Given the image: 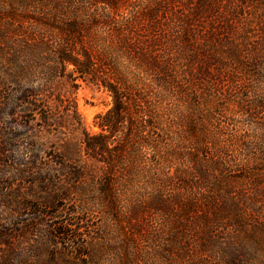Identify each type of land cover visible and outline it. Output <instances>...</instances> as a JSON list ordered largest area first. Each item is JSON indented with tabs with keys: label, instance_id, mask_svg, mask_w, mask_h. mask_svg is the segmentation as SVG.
Instances as JSON below:
<instances>
[{
	"label": "trees",
	"instance_id": "16d2710c",
	"mask_svg": "<svg viewBox=\"0 0 264 264\" xmlns=\"http://www.w3.org/2000/svg\"><path fill=\"white\" fill-rule=\"evenodd\" d=\"M144 1L140 6L136 0H9L18 13L8 9L0 14V264H97L107 249H100V235L83 238L88 211L113 221V234L127 232L125 248L117 252L126 264L159 259L168 264L263 262L250 257L251 240L264 241L258 228L236 231L248 222H264L259 169L239 179L221 170L230 157H242L246 150L264 155V119L259 117L264 95L250 84L264 80V44L256 43L250 21L241 16L225 17L226 28L207 32L218 0H189L187 6L188 0ZM57 79L73 90L79 81L89 82L111 97V107L94 118L97 133L83 127L70 95L55 93ZM52 100L59 117L48 104ZM20 112L47 130L61 133L70 126L78 131L82 150L77 153L82 151L102 172L94 186L97 195L90 198L92 183L80 159H68L77 154L68 149L58 163L68 177L65 188L39 181L48 196L37 200L39 209L32 206L24 197L31 194L28 187L18 181L38 167L36 157L15 164L3 156L12 139L6 136L8 125L17 123ZM210 144L220 159L202 161ZM110 157L119 162L129 157L131 163L155 157V172L145 182L153 197L131 203L124 218L117 212L120 199ZM177 157L191 167L172 172ZM59 201L74 204L80 213L73 211L76 217L69 218L59 211ZM26 211H32L30 221L22 219ZM8 217L14 223H5ZM55 221L60 226L49 230L46 223ZM153 222L160 228L149 235L147 224ZM102 224L96 234L105 233ZM32 236L40 239L35 242L40 249L61 238L76 253L26 252L22 245L35 249ZM225 238L237 246L224 245Z\"/></svg>",
	"mask_w": 264,
	"mask_h": 264
},
{
	"label": "rangeland",
	"instance_id": "374dc122",
	"mask_svg": "<svg viewBox=\"0 0 264 264\" xmlns=\"http://www.w3.org/2000/svg\"><path fill=\"white\" fill-rule=\"evenodd\" d=\"M122 1L132 2L133 0ZM136 1L140 6L142 1L145 3L144 0ZM188 2L189 0L187 3ZM190 2L188 4L186 3V6L191 5ZM215 6L218 7V9L210 15L211 17L209 21H207L205 24V30L207 32H215L214 29L216 30L221 26L226 28L225 17L241 16V18L245 17L250 21L253 27L251 29L254 30L253 35L257 41L256 43L264 44V35L261 33L264 31V0H218L215 1ZM8 9H13L14 14L18 13L16 12V5L12 6L9 0H0V14L5 13ZM4 18L6 21L3 23H7L9 19H7V17ZM248 20H241V23H246ZM223 38V36L220 37V39ZM260 68H264V66H260ZM57 80L60 83L56 87L55 93L61 95H70L75 102L77 113L83 127L89 133H97L99 130L94 126V118L98 114L105 113L111 107L112 101L108 93L102 88H99L89 82L79 81L78 87L73 90L70 83L60 79ZM250 84H253L256 89H259L257 93L264 95V80H254V83L251 82ZM48 104L51 107L53 115L55 117H59L61 113L58 109L56 101L52 100V102H49ZM259 117L262 120L264 119L263 114H260ZM16 122L17 123L15 124L8 125V128L11 127V130L7 131L8 135L6 136L12 139L10 141L7 140L8 144L5 147L6 151L3 156L10 157L15 162V164L18 162L27 163L30 157H36L38 167L35 168V170L27 171L24 182H18L20 183V186L28 187L26 191L31 194L24 195V197H26L27 200L29 199V201L32 203V206L37 210L40 206L37 200L45 199L48 196L44 191V188L39 186V181L45 180L49 184L58 183L59 188H65L68 177H66V173L60 168L58 163L61 161L63 154L67 153L66 151H68V149H70V152L74 151L75 153H77V148L82 150L81 147L77 145L80 135L78 131H74L70 126L62 129L61 133H57L55 130H47L46 128L42 127V124L39 126V121L37 119L32 120L30 114L25 112L18 113ZM122 132H124V130H122ZM248 132L249 136H253L254 131L252 132L250 130ZM252 138L253 137H250L251 140ZM68 156L69 160L71 159L73 161H77L80 159L82 165L84 166V172L87 175V179L89 183H92L90 189L92 191H90L89 195L92 199L94 195H97L94 194V186H98L100 177L102 176L99 165L96 164L95 161L88 159L82 151H80L79 154H74L73 157L70 155ZM202 156L203 157H199V159L202 161H216L217 158L220 159V157H215L216 153L214 152L213 146L211 144L208 145L207 149L203 151ZM154 158L155 157H143L141 160L136 162L132 161L131 163V158L129 157L125 158V162H119L118 157H110V159H112V166L114 168L112 172V178L115 181V192L120 199V202L117 206V212L120 217H125V215L130 210V204L134 201L141 200L147 203V201L153 197L154 191H152L150 185L148 186V184H145V182L148 181L149 177L155 172L153 165ZM226 158L228 159V157H224L223 159ZM229 160L230 162H228L227 166L223 167L221 170L227 177L232 179H239L241 176L247 177L249 170L257 168L259 169L257 175L264 180V155H262L260 151H254L253 149L246 150L242 157H230ZM172 165L174 166V168H172V172H174L175 169L182 171L186 166L191 167L188 162H184V157H177V159L173 161ZM18 169L25 170L23 166H19ZM252 172L254 171H251V173ZM16 182L17 181H15V183ZM178 182L179 181L175 183ZM56 191L58 190H55V192ZM27 192L24 193L27 194ZM57 205L59 207V211H61L62 214H70V216H68L69 218H72L73 216L76 217V215L73 214V211H75V213H80V209H77L72 203L59 201ZM254 209H256V207H254ZM93 210L94 206L92 211ZM45 212H48L49 214L52 212V210H45ZM25 213L26 215L23 216L22 219L30 221L32 218V211H26ZM85 213L86 216H89L88 219L84 220L81 225V233L83 238H99L98 235H100L102 238V241L99 238L100 249L103 247L107 249L106 253L103 254L97 264H126V262L120 261L121 257L117 254V252L119 249L125 248V245L122 242L128 241L126 236L127 232L123 236H121V234H113L116 230L115 223L113 221L107 218L105 219L101 214H96L95 216L93 214L90 216L91 212L88 211ZM14 221L15 218L10 219V217H8L5 220V223L12 224ZM100 222L103 223L102 225L104 226L105 233L97 232L96 234L95 228ZM46 225L50 226L48 229L51 230V228L54 229V227L60 226V221L47 222ZM124 226L127 227V225ZM253 227H257L260 233L264 235V222L254 226L252 223L248 222L245 228L236 227V231L240 230V233H248V231H252ZM159 228L160 223L153 222L151 225L147 224L146 229L148 231L147 233L150 235V233H154ZM163 228L167 229V226L164 225ZM41 229H45V227H41ZM218 229L219 228L216 227V230ZM222 232L223 230L220 229V233ZM117 236L119 237L117 238ZM30 240L32 245H36L35 242L40 241L37 236L30 237ZM55 240L56 244L51 246L49 249H40L38 248L39 245H36L35 249L32 250L29 249L28 246L22 247L23 245L21 248H23L24 251L31 252L34 255H47L52 250L56 253L60 252L62 254L68 255L70 254L68 251H72L73 254L76 253L74 250L68 249V247L61 241V238H57ZM251 242L249 245V247H251L250 257L254 256L257 259H261L263 261L261 264H264V241H261L260 244L256 243L254 240H251ZM222 243L226 246H233L234 248L237 246L236 242H230L226 240V238L224 241H222ZM140 244L146 245L144 242H142V240L140 241ZM213 260L214 259L212 258V261ZM145 264H168V262L165 263L163 259H159L158 261L147 262ZM192 264L197 263L193 262ZM238 264H248V262L245 259H242L238 261Z\"/></svg>",
	"mask_w": 264,
	"mask_h": 264
}]
</instances>
